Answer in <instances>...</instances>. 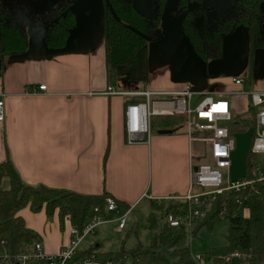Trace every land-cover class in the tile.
<instances>
[{"label": "crops", "instance_id": "0c3cea01", "mask_svg": "<svg viewBox=\"0 0 264 264\" xmlns=\"http://www.w3.org/2000/svg\"><path fill=\"white\" fill-rule=\"evenodd\" d=\"M47 1L50 8L54 3L74 2L76 23L66 44L50 47L44 43L55 13L49 9L36 11L35 6L27 26L43 29V45L0 57V97L5 100V118L0 121V161L7 157V143L25 181L89 194L107 191L123 208L134 205L133 210L142 202L186 195L197 141L190 142L183 125L169 133L152 128L149 141L129 143L126 106L144 99L134 91H174L190 86L195 90L193 100L198 96L197 103L208 92L229 99L234 122L249 120L247 113L251 111L255 119L248 94L236 93L240 89L264 88V47L254 50L250 75L247 26L239 25L226 37L220 57L204 60L193 51L181 27L170 30L181 17L171 11L170 2L158 31L148 42V78L110 94L105 92L109 85L104 47L107 0ZM155 10L156 0L152 7ZM5 17L13 23L7 11ZM16 26L25 30L22 24ZM237 77L242 79L240 83ZM42 83L47 84L46 89L39 88ZM3 184L8 186L9 178L4 177ZM21 214L40 233L49 252L73 238L68 225L60 226L57 215L50 219L44 210L33 212L30 207L22 209ZM98 248L108 251L101 243Z\"/></svg>", "mask_w": 264, "mask_h": 264}, {"label": "trees", "instance_id": "16d2710c", "mask_svg": "<svg viewBox=\"0 0 264 264\" xmlns=\"http://www.w3.org/2000/svg\"><path fill=\"white\" fill-rule=\"evenodd\" d=\"M168 1L171 2L170 9L173 12L183 8L181 30L193 51L204 60L220 57L226 37L239 25L247 26L251 75L253 52L257 47H264V0H235L234 13L224 14L207 11L201 2V6L189 8L187 0H179L178 6L175 0H156V10L152 14L141 11L131 0H107L104 9V47L109 83L121 90L127 89L128 83L133 85L148 78V42L162 23ZM73 3L55 4V18L44 37L47 46L62 47L66 44L76 23ZM27 48L26 31L6 21L0 4V57L23 52ZM249 109L252 110L251 103ZM185 123L186 115L183 113L152 116V128H175ZM248 123L249 120L243 118L240 122L233 121L230 127L233 131L244 129ZM5 146L8 154L0 161V249H6L14 255L23 250L27 243L42 240L40 233L30 227L21 214L25 207H30L33 212L44 210L50 218L57 215L62 228L65 227V216L69 215L79 231L85 227L94 206H99L101 213L107 214V191L89 194L44 183L27 182L10 156L7 143ZM108 150L109 148L104 160ZM204 157L209 158L207 155ZM256 164V154L250 147L247 152V172L238 180L254 177L253 169ZM4 177L9 178L8 186L3 184ZM151 205L161 210L164 219L168 212L180 214L197 206L190 200L181 198L151 200ZM201 207L206 210V214L194 226L192 235H196L203 226L212 229L219 220H229L227 243L203 253L207 264H237L235 260L241 264H264V181L229 189L214 199L208 198ZM242 208H245V214L241 212ZM149 226L155 227L152 214ZM189 238L190 233L184 223L175 227L165 221L147 247L140 243L131 248L123 246L119 251L99 253L104 257L116 258L118 264H125L130 256L131 264H198L188 242ZM98 247L99 244H91L79 249L78 255L89 254ZM234 251H239L241 257L226 262L225 256Z\"/></svg>", "mask_w": 264, "mask_h": 264}, {"label": "built area", "instance_id": "2783aa9c", "mask_svg": "<svg viewBox=\"0 0 264 264\" xmlns=\"http://www.w3.org/2000/svg\"><path fill=\"white\" fill-rule=\"evenodd\" d=\"M241 81V78H236L237 83ZM39 88L46 89L47 84L42 83ZM105 92L113 94L120 91L109 83ZM134 93L144 95V99L133 101L126 106L125 129L129 143L150 140L154 114L183 113L186 115L185 126L190 142L192 144L196 141L202 142L205 145L203 154L210 159L207 162L192 163L190 190L186 195L177 197L190 200L197 206L190 207L186 212L180 214L168 212L165 215V221L169 225L177 227L184 223L191 238L195 222L206 214V210L201 205L208 198L214 199L229 189L253 184L255 181H264V169L257 162L253 169L254 177L232 180L231 184L224 185L222 168L231 166L232 151L235 147V139L232 137L233 130L230 127L235 116L229 99L208 92L203 99L193 105L195 90L190 86L182 90L153 91L146 89L134 91ZM236 93H246L250 97L251 105L255 110V133L251 150L255 154H264V88L240 89ZM4 118L5 100L0 97V121H3ZM196 186L201 190L194 191ZM105 203L108 212L112 211L118 214L115 218H107V215L102 214L99 206L96 205L93 207L85 227L79 231L78 227L72 223L70 216L66 215L64 224L68 225L70 234L73 235L68 243L61 245L55 252L47 251L42 240L27 243L23 250L14 255L6 249H0V264H118L116 258L102 256L99 253L101 251L99 248L89 254L78 255V250L82 248L81 243L89 233L95 231L99 224L115 220L118 221L117 229L123 231L126 228L134 205L123 208L113 195H106ZM193 255L198 264H207L203 253L194 252ZM240 257L241 253L234 251L225 256V261L229 263Z\"/></svg>", "mask_w": 264, "mask_h": 264}, {"label": "rangeland", "instance_id": "374dc122", "mask_svg": "<svg viewBox=\"0 0 264 264\" xmlns=\"http://www.w3.org/2000/svg\"><path fill=\"white\" fill-rule=\"evenodd\" d=\"M3 2H12L10 4L3 3L2 8L4 12H8L10 15V20L13 25L22 24L25 30L27 29V24H29L30 15L33 13L35 6H38L35 10L45 12L49 11L55 13V9L50 8V5H47V0H2ZM137 5L138 8H141L143 4L140 0H131ZM233 0H225L224 6L219 7L218 14H224V12H229L232 10L234 4ZM220 5V2L216 3ZM216 10V9H215ZM221 11V13H219ZM6 19V17H5ZM7 21V20H6ZM26 26V27H25ZM158 29L156 30V32ZM249 78L247 77L246 82L249 83ZM171 97V96H170ZM198 96L195 95L193 100V105L197 103ZM246 113V112H245ZM244 113V114H245ZM249 117V123L244 129L234 130L232 137L235 139V147L232 151L231 156V166L229 168H222L224 185L227 186L231 184L232 180H238L244 176L247 172V152L249 151L254 133V113L251 111L247 113ZM236 120V118L234 119ZM196 154L194 155V163L198 162H207L209 159L202 156L205 145L202 142H197ZM256 160L259 163L260 167L264 169V154H256ZM8 178V177H7ZM201 188L196 186L194 191H200ZM243 214L246 213L245 208L241 209ZM154 215L155 218V227L151 228L149 226V217ZM118 214L112 211H109L107 218L116 217ZM50 218V217H49ZM52 218V217H51ZM50 218V219H51ZM200 219H197L195 225ZM165 223V219L162 216L161 210L152 207L150 202H142L139 204L128 217V223L126 228L123 231L117 229L118 221L110 220L99 224L95 231L89 233L84 241L81 243V246L99 244L101 247L109 251H119L123 246L126 248H131L142 243L145 247L149 246L151 243L152 236L161 230ZM229 220L223 218L219 220L212 229L203 226L199 229L196 235H191V238L188 239V242L191 246L193 252H201L209 250L215 246H221L227 243L226 234L228 231ZM132 257L126 259L125 264H131ZM235 263L241 264L239 261L235 260Z\"/></svg>", "mask_w": 264, "mask_h": 264}, {"label": "water", "instance_id": "95a60500", "mask_svg": "<svg viewBox=\"0 0 264 264\" xmlns=\"http://www.w3.org/2000/svg\"><path fill=\"white\" fill-rule=\"evenodd\" d=\"M141 3L144 5L145 3L147 4V6H142L140 8L141 11L147 13V14H152V7L154 4V0H140ZM204 2V6L206 8H208L209 6H215L216 10H219V7L221 8V6L223 5L224 0H203ZM220 2V5H217L216 3ZM263 11H264V1H263ZM168 9V8H167ZM166 9V10H167ZM183 21V17H180L178 20H176L174 22V24L171 26L170 30H176L177 28L181 27ZM262 27L264 29V19H263V23H262ZM42 28L41 27H36V26H30L27 27L26 32H27V41H28V47H38V46H42L43 43L41 41V32H42ZM176 128H162L159 129V132L161 133H169V132H173ZM195 169H197V166H195Z\"/></svg>", "mask_w": 264, "mask_h": 264}, {"label": "flooded vegetation", "instance_id": "af4514ba", "mask_svg": "<svg viewBox=\"0 0 264 264\" xmlns=\"http://www.w3.org/2000/svg\"><path fill=\"white\" fill-rule=\"evenodd\" d=\"M225 1V0H224ZM70 2V1H69ZM175 2H177L176 3V6H178L179 5V0H175ZM200 2H201V4L203 5V7L207 10V11H210V12H217L218 10H215V6H209L208 8H206L205 6H204V2H203V0H187V2H186V5H187V7H189V8H194V7H198V6H201L200 5ZM233 2V4H234V6H233V8H232V10L231 11H229V12H232V13H234V11H235V7H236V3H235V0H233L232 1ZM65 3H68V2H65ZM65 3H54L53 4V8L54 9H56V7H55V4H65ZM169 3H170V1H168V5H169ZM225 3V2H224ZM223 3V5L222 6H224L225 4ZM1 4V3H0ZM1 5H3V4H1ZM167 5V6H168ZM183 8H181V9H177V10H175L173 13L175 14V15H181L182 13H183ZM26 31V30H25ZM26 34H27V32H26ZM263 35H264V29H263Z\"/></svg>", "mask_w": 264, "mask_h": 264}]
</instances>
